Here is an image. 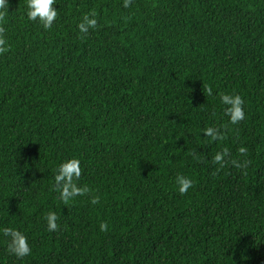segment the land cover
<instances>
[{
  "label": "trees",
  "instance_id": "1",
  "mask_svg": "<svg viewBox=\"0 0 264 264\" xmlns=\"http://www.w3.org/2000/svg\"><path fill=\"white\" fill-rule=\"evenodd\" d=\"M8 4L0 264H264V0H55L47 30ZM72 159L82 194L65 202L55 176Z\"/></svg>",
  "mask_w": 264,
  "mask_h": 264
},
{
  "label": "clouds",
  "instance_id": "2",
  "mask_svg": "<svg viewBox=\"0 0 264 264\" xmlns=\"http://www.w3.org/2000/svg\"><path fill=\"white\" fill-rule=\"evenodd\" d=\"M55 0H27V18L29 21L38 22L43 26L45 30L52 27L54 21L57 19V10L53 6ZM130 0H125V7H128ZM8 0H0V16L3 12L8 9ZM94 15V14H93ZM97 21L89 16H84L83 22L80 23L79 29L81 33H87L89 28H95ZM2 31V30H0ZM4 44V40L0 39V45ZM6 48L0 47V52L6 51ZM222 102L230 107L227 108V114L230 116L231 123L236 124L244 119L243 111V100L240 96H229L222 95ZM206 136L212 137L213 140L218 139L214 130L209 128L205 130ZM246 150L241 148L240 152L243 153ZM223 160L222 154H217L214 157L216 163H220ZM236 167H241V165L233 161ZM81 175L80 163L78 160L72 159L62 163L58 169V174L55 176V183L59 186L60 197L62 200L67 202L71 198L82 194V190L76 186L75 180L79 179ZM176 183L178 185V190L181 195L187 193V191L192 187V180L185 176H177ZM93 204L98 203L97 200L92 201ZM47 221V228L49 231H55L57 229V216L55 213H48L45 216ZM101 231L107 230L106 224L100 225ZM5 236L12 237V243L9 246V252L17 256L18 258H23L30 253V248L26 242V238L19 232L14 231L9 228L3 229Z\"/></svg>",
  "mask_w": 264,
  "mask_h": 264
}]
</instances>
